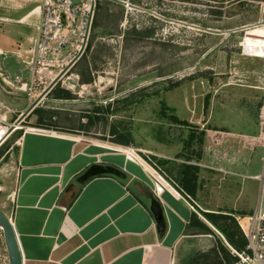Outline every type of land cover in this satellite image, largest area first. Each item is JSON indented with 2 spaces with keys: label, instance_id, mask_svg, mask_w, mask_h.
<instances>
[{
  "label": "rangeland",
  "instance_id": "374dc122",
  "mask_svg": "<svg viewBox=\"0 0 264 264\" xmlns=\"http://www.w3.org/2000/svg\"><path fill=\"white\" fill-rule=\"evenodd\" d=\"M126 3L131 4V11L126 10ZM96 15V24L104 30L93 32L77 67L88 74L92 63L98 71L94 82L82 86L69 75L36 109L50 116L55 110L76 116L82 127L88 126V132L78 135L110 144L111 129L121 124L133 138L131 147H122L123 153L134 148L144 152L140 155L147 161H168L162 168L170 178L169 171L176 175L184 164L195 165L199 168V205L212 213L231 207L238 197L237 184L252 182L228 176L232 174L226 171L242 172L237 167L243 168L248 160L253 169L264 164L259 161L264 154V0H100ZM104 19L112 23L105 26ZM245 38L246 50L255 58L243 54ZM9 42L0 35V44ZM20 46L24 60H5L14 77L31 60L33 44L27 41ZM25 75L28 80L29 73ZM63 91L71 93L73 100L54 102L53 94ZM127 99L141 103L122 110ZM1 102L8 132L6 123L22 117L25 110ZM164 104L174 112L163 115ZM12 110L20 113H9ZM35 110L23 120L24 127L35 123ZM172 116L182 124H175ZM90 117L93 125H89ZM10 146L11 140L0 148V159ZM3 165L10 177L2 181L7 192L1 190L2 185L0 192L10 195L13 158ZM254 173L255 169L250 171ZM246 198L254 206L259 193L251 191ZM0 241L4 242L1 230Z\"/></svg>",
  "mask_w": 264,
  "mask_h": 264
},
{
  "label": "crops",
  "instance_id": "0c3cea01",
  "mask_svg": "<svg viewBox=\"0 0 264 264\" xmlns=\"http://www.w3.org/2000/svg\"><path fill=\"white\" fill-rule=\"evenodd\" d=\"M42 4L43 0H0V35L10 39L8 44H0L3 55L0 61L13 57L17 62L26 58L20 44L28 41L34 47ZM103 21L105 26L112 23L109 19ZM113 25L118 28V24ZM95 26L100 28L96 20ZM78 65L72 76L82 86H90L98 71L91 63L86 74L77 69ZM53 100L68 101L54 97ZM4 107L0 101L2 137L8 133L4 129ZM55 112L50 116V112L42 111V122L35 114V123L28 127L23 126L22 117L6 123L12 133L2 146L9 140L11 146L0 159V186L7 192L2 181L10 177L9 171L1 163L13 158L14 189L8 197L0 192L3 196L0 211L11 218L23 264H193L198 254L212 249L220 233L204 218V213L212 212L199 205V194L195 197L185 194L162 174L158 179L165 190L156 195L154 180L149 175L151 167L129 161L122 152L123 146L78 135L83 130L81 120L62 110ZM262 149L264 153V145ZM262 160L264 163V154L259 159ZM247 162L243 168L237 167L242 172L232 169L226 174L252 183L237 184L239 198L231 207L224 206L220 211L247 217L264 207V164L261 168L258 164L255 173L250 174L254 166ZM93 165L116 167L126 173L127 179L101 175L84 185L75 184ZM256 190L257 203L249 206L246 196ZM151 197L160 202L164 211L166 225L161 230L150 209ZM204 225L213 233L204 230ZM0 244V264H9L4 242Z\"/></svg>",
  "mask_w": 264,
  "mask_h": 264
},
{
  "label": "built area",
  "instance_id": "2783aa9c",
  "mask_svg": "<svg viewBox=\"0 0 264 264\" xmlns=\"http://www.w3.org/2000/svg\"><path fill=\"white\" fill-rule=\"evenodd\" d=\"M74 1L43 0L38 36L27 68L20 70V75L14 77L5 67L6 59L0 61V81L7 93L24 94L30 104L39 101L38 107L52 89L70 79L69 75L72 76V71L84 58L90 46L100 0ZM125 8L127 11L132 10L129 3L125 4ZM245 41L246 38L242 43L243 54L255 58L254 53L246 50ZM25 72L29 73L28 80ZM128 151L138 155L145 165L151 167L149 175L154 180L155 194L161 195L165 186L158 179L162 175L160 169L153 163L150 165V158L147 161L140 155L145 153L134 148H126L124 152L129 161L134 160L129 158ZM162 179L167 181V177ZM234 218L247 241L246 251H233L239 259L237 264H264V207H259L247 219L242 216Z\"/></svg>",
  "mask_w": 264,
  "mask_h": 264
},
{
  "label": "trees",
  "instance_id": "16d2710c",
  "mask_svg": "<svg viewBox=\"0 0 264 264\" xmlns=\"http://www.w3.org/2000/svg\"><path fill=\"white\" fill-rule=\"evenodd\" d=\"M54 98L62 99V100H73V96L71 93L67 91H63L62 94H53ZM141 103V100H124L122 102V110L125 108H129L133 105H138ZM120 103H118L119 105ZM99 110V109H98ZM114 112H119V109H114ZM168 111L172 114L174 109H169L165 104L163 105L162 114L167 116ZM42 110H36L35 114L39 115V121L42 122V118L40 113ZM99 113V112H96ZM172 121L175 124H182L179 119L175 116L171 117ZM94 120L90 117L89 125H93ZM120 125V126H119ZM116 125L111 129V135L114 137L112 143L123 146V147H131L133 145L132 133L129 129L124 126L121 127V124ZM82 131L88 132V126H83ZM156 162L151 159V162L156 166V168L160 169L162 174L170 176L163 171L162 166H166L170 164L168 161H161L154 158ZM173 177L170 178L172 182L183 192L191 197H195L199 190V179L198 172L199 168L195 165L184 164L182 168L177 171L176 175L172 171H169ZM234 213L222 212L218 213H204V218L210 223L223 237V239L218 238L216 244L206 253H200L194 258L193 264H237L238 257L233 254V251L237 253H242L246 251L247 241L239 228L237 222L234 218ZM204 230L213 233V230L209 228V226L204 225Z\"/></svg>",
  "mask_w": 264,
  "mask_h": 264
},
{
  "label": "water",
  "instance_id": "95a60500",
  "mask_svg": "<svg viewBox=\"0 0 264 264\" xmlns=\"http://www.w3.org/2000/svg\"><path fill=\"white\" fill-rule=\"evenodd\" d=\"M75 3L78 0L74 1ZM94 33H101L103 32L100 28H94ZM51 89V88H50ZM112 90V89H111ZM0 100L3 101L8 107L16 110H25V113L22 115V119L27 117L28 115L33 112L39 101L30 104L27 97H18L7 93L1 86H0ZM12 133L8 131L7 135L2 137L0 135V146L6 141V139ZM101 175H113L119 179L126 180L127 175L120 169H117L113 166H105V165H93L91 166L83 175H81L75 182L78 185H84L92 178ZM74 185H72L73 187ZM8 197V194L4 195ZM151 211L157 221L159 230L165 228V217L162 205L156 199L151 197ZM0 230L2 231L4 245L6 248V252L8 255L9 264H23V257L22 253L18 244V240L16 237V233L13 227L12 222L10 221L9 217L0 211Z\"/></svg>",
  "mask_w": 264,
  "mask_h": 264
},
{
  "label": "bare ground",
  "instance_id": "6f19581e",
  "mask_svg": "<svg viewBox=\"0 0 264 264\" xmlns=\"http://www.w3.org/2000/svg\"><path fill=\"white\" fill-rule=\"evenodd\" d=\"M129 152V158L136 161V162H139V163H143V160L138 156L136 155L135 153H133L132 151H128Z\"/></svg>",
  "mask_w": 264,
  "mask_h": 264
}]
</instances>
